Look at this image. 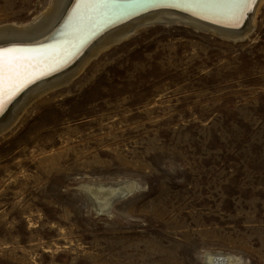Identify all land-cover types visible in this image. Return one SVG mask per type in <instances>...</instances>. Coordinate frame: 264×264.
Here are the masks:
<instances>
[{"label":"rangeland","instance_id":"374dc122","mask_svg":"<svg viewBox=\"0 0 264 264\" xmlns=\"http://www.w3.org/2000/svg\"><path fill=\"white\" fill-rule=\"evenodd\" d=\"M84 66L0 132V264H264V1L242 37L147 24Z\"/></svg>","mask_w":264,"mask_h":264},{"label":"bare ground","instance_id":"6f19581e","mask_svg":"<svg viewBox=\"0 0 264 264\" xmlns=\"http://www.w3.org/2000/svg\"><path fill=\"white\" fill-rule=\"evenodd\" d=\"M263 1L264 0H258V2L252 6L251 11L246 13L245 18L238 27L226 26L230 23L227 18L208 15L206 19H200L198 16L192 14L193 11H199V9L180 10L168 7L152 8L125 22L120 24L116 23L117 25H112L110 28L96 33L82 47H80L79 51H76L71 58L62 62L55 71L28 85L27 88L21 91L22 93L20 92L21 94L19 93L20 95L18 94L10 103H8L6 106L9 105L8 107L10 109L7 107L6 110L9 109L8 112L5 110L4 115L0 117L2 119L0 122V132L3 129H6L5 127L16 119L20 112H22L25 104L45 92L66 84L71 78L79 73V71L81 72L83 66L87 64L89 59L101 52L102 49L130 36L147 24L177 22L216 32L225 37H242L253 25L255 16ZM75 6L76 0H49L48 5L43 9V12L40 13L41 15L33 21H30V23L27 22L26 25L20 27L1 26L0 43H31L34 45H12L9 47L51 49L50 55L56 56L59 54V48H53L52 46H58L66 41L67 38L64 36V33ZM144 10H146V8ZM65 13L67 17H65L64 22L58 29L60 31H51L62 20ZM214 20H219L221 22L214 23ZM79 54L80 56L77 57ZM87 190H90L88 192L91 193L94 198L97 199L99 205L103 207L109 203L108 200L110 197L117 195L121 191L125 192L128 188L125 185H98L88 186ZM126 194L121 195L123 196ZM218 257L223 258V260L226 261V264H235L236 262V258L228 254H210L207 257V260H211V264H217Z\"/></svg>","mask_w":264,"mask_h":264},{"label":"snow or ice","instance_id":"6c2138e0","mask_svg":"<svg viewBox=\"0 0 264 264\" xmlns=\"http://www.w3.org/2000/svg\"><path fill=\"white\" fill-rule=\"evenodd\" d=\"M257 2L258 0H76L64 33L66 41L52 46L59 48L58 55H50L51 49L45 48L0 47V114L28 85L55 71L96 33L145 8L199 9L192 14L200 19H206L208 15L227 18L230 23L226 26L238 27ZM217 264H226V261L218 257Z\"/></svg>","mask_w":264,"mask_h":264},{"label":"water","instance_id":"95a60500","mask_svg":"<svg viewBox=\"0 0 264 264\" xmlns=\"http://www.w3.org/2000/svg\"><path fill=\"white\" fill-rule=\"evenodd\" d=\"M150 9H152V8H146V10H143V11H141V12H139L138 14H135V15H133V16H131V17H127V18H125L123 21H121V22H119V23H117V24H120V23H122V22H125V21H127V20H129V19H131V18H133V17H135V16H137V15H140V14H142V13H144V12H146V11H148V10H150ZM65 17H67V15H66V13H65V15L63 16V18H62V20L57 24V26L53 29V30H51V31H57L59 28H60V26L62 25V23L64 22V19H65ZM117 24H114V25H117ZM111 27V26H110ZM110 27H108V28H110ZM108 28H106V29H108ZM58 31H60V30H58ZM49 34V33H48ZM47 34V35H48ZM42 38V37H41ZM46 40V39H45ZM40 43V42H39ZM12 45H18V46H31V45H34V44H31V43H17V44H13V43H7V44H5V42L4 43H0V47H9V46H12ZM93 198H94V196L93 195H91ZM95 199V198H94ZM96 200V199H95Z\"/></svg>","mask_w":264,"mask_h":264},{"label":"clouds","instance_id":"9594fccd","mask_svg":"<svg viewBox=\"0 0 264 264\" xmlns=\"http://www.w3.org/2000/svg\"><path fill=\"white\" fill-rule=\"evenodd\" d=\"M173 175H175V172H176V167L175 166H170L169 169H168ZM182 170V169H181ZM147 190V185H144L143 187H141L140 185H136L135 186V191H146ZM129 195H132L133 193L132 192H129L128 193ZM107 207V205L105 206ZM208 264H211V260L208 261ZM237 264H245L243 258H238L237 260Z\"/></svg>","mask_w":264,"mask_h":264}]
</instances>
